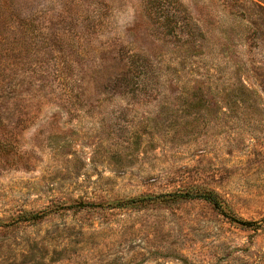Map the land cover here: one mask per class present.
<instances>
[{
	"label": "rangeland",
	"instance_id": "1",
	"mask_svg": "<svg viewBox=\"0 0 264 264\" xmlns=\"http://www.w3.org/2000/svg\"><path fill=\"white\" fill-rule=\"evenodd\" d=\"M0 264H264V0H0Z\"/></svg>",
	"mask_w": 264,
	"mask_h": 264
},
{
	"label": "trees",
	"instance_id": "2",
	"mask_svg": "<svg viewBox=\"0 0 264 264\" xmlns=\"http://www.w3.org/2000/svg\"><path fill=\"white\" fill-rule=\"evenodd\" d=\"M185 195L193 196L188 193H186ZM196 196L209 201L215 209L221 210V211L224 210L223 202L215 191H203L201 193H198ZM141 201H143V199H140V198L139 199H129L127 201H118L115 204L117 206H124L126 204H135L136 202H141ZM239 222H242L243 224H247V225L250 224L248 221H239Z\"/></svg>",
	"mask_w": 264,
	"mask_h": 264
}]
</instances>
